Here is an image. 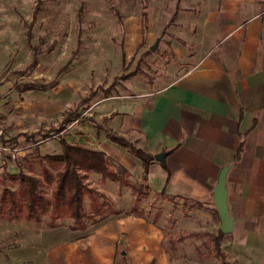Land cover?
I'll return each mask as SVG.
<instances>
[{
    "label": "rangeland",
    "instance_id": "obj_1",
    "mask_svg": "<svg viewBox=\"0 0 264 264\" xmlns=\"http://www.w3.org/2000/svg\"><path fill=\"white\" fill-rule=\"evenodd\" d=\"M219 2L0 0V137L17 144L20 150L16 158L0 164V194L14 189L11 178L19 172L39 176V163L52 168L41 157L58 154L59 137L70 142L82 140L88 147L98 148L101 143L96 141L104 135L107 117L115 115L112 111L120 109L123 98H136L141 87L159 78V83L166 84L189 70L183 58L207 50L201 19ZM196 37L205 42L201 50L189 42ZM161 44L167 48L165 52L159 50ZM54 79L57 85L45 92L27 89ZM92 93L94 96L81 104ZM72 114L80 118L67 121L65 129L57 134ZM95 124L103 131H97ZM125 138L139 146L137 134L128 133ZM88 175V188L104 193L107 201L112 199L111 194L115 197L114 189L99 175ZM142 192L136 195L132 191L119 209L124 212L135 206L144 212L147 222L160 226L166 264H239L224 241L220 245L224 260L214 257L213 246L206 243V238L176 242L196 230L216 233L210 215L184 205L183 200H162L147 189ZM85 214H91L87 196ZM48 222L47 216L33 222L0 215V264H44L43 254L52 244L84 232L68 218L59 219L54 228H49ZM85 222L89 227L94 220Z\"/></svg>",
    "mask_w": 264,
    "mask_h": 264
},
{
    "label": "crops",
    "instance_id": "obj_2",
    "mask_svg": "<svg viewBox=\"0 0 264 264\" xmlns=\"http://www.w3.org/2000/svg\"><path fill=\"white\" fill-rule=\"evenodd\" d=\"M201 27L207 50L183 58L190 69L166 84L159 78L141 87L136 98H123L115 115L107 117L106 129L123 137L137 134L138 148L152 155L167 152L163 164L153 160L149 166V193L201 203L207 211L200 213L210 215L216 230L220 221L212 195L227 167L233 228L223 245L239 264H264V1L220 0L202 17ZM201 41L189 42L201 50ZM159 50L167 48L161 44ZM96 142L101 144L95 150L121 164L129 180L140 182L138 159L105 133ZM102 181L114 189L109 202L119 209L132 190ZM163 240L160 226L143 218L109 217L87 225L81 236L52 244L43 254L44 264H166Z\"/></svg>",
    "mask_w": 264,
    "mask_h": 264
},
{
    "label": "trees",
    "instance_id": "obj_3",
    "mask_svg": "<svg viewBox=\"0 0 264 264\" xmlns=\"http://www.w3.org/2000/svg\"><path fill=\"white\" fill-rule=\"evenodd\" d=\"M31 27L32 23L27 25L29 31L26 33V37L28 40L30 39ZM56 85L57 79H54L50 83L36 84L33 87H27V89H37L45 92ZM93 96L94 93L90 94L88 98L81 101V104L86 103ZM79 118L80 115L78 114L70 115L68 120H64L65 125H61L56 130V133L59 134L65 129L67 121L72 122ZM95 128L97 131H103L96 124ZM104 133L111 142L126 149L129 154L139 160L142 166V175L139 183H132L129 180V172L104 152L92 149L85 144L70 142L63 137H59L60 152L41 157V161L50 164L55 171L45 164L39 163L41 167L39 176L27 175L22 172L13 176L11 179L15 182L14 189H5L0 194V215L6 216L9 220L23 219L33 222H39L43 216H47L49 218V228L56 227V222L59 219L68 218L72 221L74 227L80 231L86 230L85 220H94L93 224H98L109 217L120 215H133L145 219L144 212L137 210L135 206L124 212L116 209L113 204L106 200V196L103 193L88 188L85 183L89 176L88 174L94 173L104 180L107 179L120 186L130 188L136 195L142 194L144 189L148 190L146 181L149 166L154 160L153 155L133 146L125 137L117 135L109 129H106ZM237 157L238 154L235 158ZM163 168L168 172L165 165H163ZM86 196L88 198V209L91 212L88 216L85 214ZM154 197L162 200L180 199L183 200L184 205H188L190 208L198 211H207L201 203L176 197H166L163 192L154 194ZM135 198L138 200L137 196ZM101 199L102 202L99 201ZM110 206L113 208L111 209ZM225 237L226 235L219 230L216 233L193 232L186 236L178 237L176 242L182 243L191 238H206V243L213 246L214 257L224 260L225 256L220 250V245ZM170 243L173 245L172 241ZM154 262L152 261L151 264Z\"/></svg>",
    "mask_w": 264,
    "mask_h": 264
},
{
    "label": "water",
    "instance_id": "obj_4",
    "mask_svg": "<svg viewBox=\"0 0 264 264\" xmlns=\"http://www.w3.org/2000/svg\"><path fill=\"white\" fill-rule=\"evenodd\" d=\"M152 49L154 50V48ZM166 155L167 152L162 151L154 154L153 158L155 161L163 164L165 162ZM226 172H227V167L223 168L220 171L212 195L214 201V207L220 221L219 231L224 235L230 234L233 228L232 219L229 215L228 206H227V192L225 189Z\"/></svg>",
    "mask_w": 264,
    "mask_h": 264
},
{
    "label": "built area",
    "instance_id": "obj_5",
    "mask_svg": "<svg viewBox=\"0 0 264 264\" xmlns=\"http://www.w3.org/2000/svg\"><path fill=\"white\" fill-rule=\"evenodd\" d=\"M20 155L17 144L10 143V140H2L0 137V164L6 159H14Z\"/></svg>",
    "mask_w": 264,
    "mask_h": 264
}]
</instances>
